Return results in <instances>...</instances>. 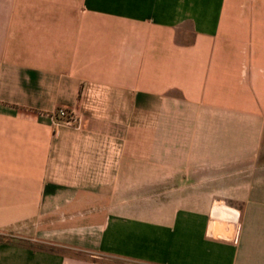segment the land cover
<instances>
[{"label":"crops","instance_id":"obj_1","mask_svg":"<svg viewBox=\"0 0 264 264\" xmlns=\"http://www.w3.org/2000/svg\"><path fill=\"white\" fill-rule=\"evenodd\" d=\"M136 262L264 264V0H0V264Z\"/></svg>","mask_w":264,"mask_h":264},{"label":"built area","instance_id":"obj_2","mask_svg":"<svg viewBox=\"0 0 264 264\" xmlns=\"http://www.w3.org/2000/svg\"><path fill=\"white\" fill-rule=\"evenodd\" d=\"M53 115H54L55 125H58L61 123L74 125L78 121V118L76 117L73 109H70V108L63 106V105L58 106L54 110Z\"/></svg>","mask_w":264,"mask_h":264},{"label":"rangeland","instance_id":"obj_3","mask_svg":"<svg viewBox=\"0 0 264 264\" xmlns=\"http://www.w3.org/2000/svg\"><path fill=\"white\" fill-rule=\"evenodd\" d=\"M136 263H138V262H136ZM138 264H148V263H142V262H139Z\"/></svg>","mask_w":264,"mask_h":264}]
</instances>
